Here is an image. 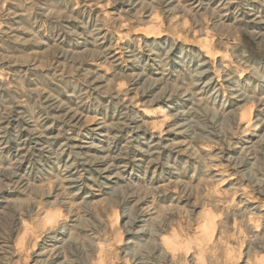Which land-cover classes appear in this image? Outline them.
<instances>
[{"label": "rangeland", "instance_id": "obj_1", "mask_svg": "<svg viewBox=\"0 0 264 264\" xmlns=\"http://www.w3.org/2000/svg\"><path fill=\"white\" fill-rule=\"evenodd\" d=\"M0 264H264V0H0Z\"/></svg>", "mask_w": 264, "mask_h": 264}, {"label": "bare ground", "instance_id": "obj_2", "mask_svg": "<svg viewBox=\"0 0 264 264\" xmlns=\"http://www.w3.org/2000/svg\"><path fill=\"white\" fill-rule=\"evenodd\" d=\"M103 17V16H102ZM104 26V25H103ZM122 29V28H121ZM138 30V29H137ZM151 30V29H150ZM153 31V30H152ZM117 32V31H116ZM119 33V32H118ZM128 33V32H127ZM151 34V33H150ZM146 35V34H145ZM138 36V35H137ZM152 36V35H151ZM119 38V37H118ZM140 40V39H139ZM155 40V39H154ZM123 41V40H122ZM207 41V40H206ZM208 45H205V48L203 47V49H201V52H203V54L205 56H208L209 50L210 48L206 47ZM200 50V49H199ZM119 52V51H118ZM117 54V53H115ZM116 60V59H115ZM215 62V61H214ZM124 83V82H123ZM220 83V82H219ZM223 85V84H222ZM123 87V86H122ZM224 92V91H223ZM248 102V101H247ZM253 102V101H252ZM249 106V105H248ZM247 109V108H246ZM161 110V109H160ZM244 110V109H243ZM160 113V112H159ZM161 115V114H160ZM252 116L250 113H248L247 111H243L241 113V115H239V119H238V123L239 125H243V129L248 133H253V136H256V134L261 130L262 127V119L257 118L256 120H254V122L252 121ZM170 120V119H169ZM256 121V122H255ZM240 127V126H239ZM242 132V130H241ZM240 132V133H241ZM245 136V135H244ZM206 144V143H205ZM215 168V167H214ZM226 169V168H225ZM222 184V183H220ZM220 187V186H219ZM206 227V225H205ZM209 230V229H208ZM209 232V231H207ZM205 233V232H204ZM201 235V234H200ZM161 241H163V239H161ZM199 246V245H198Z\"/></svg>", "mask_w": 264, "mask_h": 264}]
</instances>
